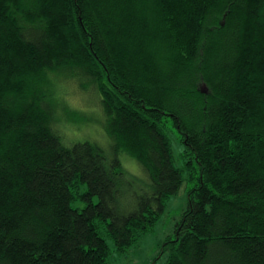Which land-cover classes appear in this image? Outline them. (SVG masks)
I'll list each match as a JSON object with an SVG mask.
<instances>
[{"label": "trees", "instance_id": "1", "mask_svg": "<svg viewBox=\"0 0 264 264\" xmlns=\"http://www.w3.org/2000/svg\"><path fill=\"white\" fill-rule=\"evenodd\" d=\"M184 184L163 264H264V0H0V264H110Z\"/></svg>", "mask_w": 264, "mask_h": 264}, {"label": "rangeland", "instance_id": "2", "mask_svg": "<svg viewBox=\"0 0 264 264\" xmlns=\"http://www.w3.org/2000/svg\"><path fill=\"white\" fill-rule=\"evenodd\" d=\"M78 99L72 103L77 104ZM86 108L87 104L82 103L80 108ZM88 125V126H85ZM82 129L92 128V133L97 132V126L94 122L85 123ZM91 131V130H85ZM172 146L176 160L181 156L183 146L178 139V134H173ZM187 202L186 185H182L179 191L170 196L166 202V208L157 221L153 231L141 235L135 244L131 245L126 252L117 254L112 251L110 264H163L165 254L159 257L163 242L170 236H173V226L185 209ZM157 258V259H156Z\"/></svg>", "mask_w": 264, "mask_h": 264}]
</instances>
